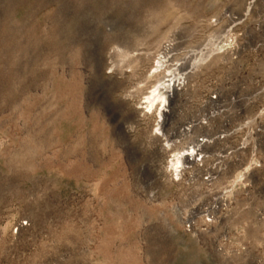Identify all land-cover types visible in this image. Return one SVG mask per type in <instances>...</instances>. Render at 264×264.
<instances>
[{
  "label": "rangeland",
  "instance_id": "374dc122",
  "mask_svg": "<svg viewBox=\"0 0 264 264\" xmlns=\"http://www.w3.org/2000/svg\"><path fill=\"white\" fill-rule=\"evenodd\" d=\"M0 264H264V0H0Z\"/></svg>",
  "mask_w": 264,
  "mask_h": 264
},
{
  "label": "built area",
  "instance_id": "2783aa9c",
  "mask_svg": "<svg viewBox=\"0 0 264 264\" xmlns=\"http://www.w3.org/2000/svg\"><path fill=\"white\" fill-rule=\"evenodd\" d=\"M217 96H212V100H216ZM208 140L205 137H200L195 140L193 145L189 147V150L184 152L182 155H176L181 159V163H178L177 166L174 164L171 166L175 175H180L188 169L195 168L202 169L207 176H213L220 173V168L218 164H213L211 166L206 165L205 154L203 153L202 145L207 143ZM176 159V157L174 158ZM194 168V169H195Z\"/></svg>",
  "mask_w": 264,
  "mask_h": 264
},
{
  "label": "bare ground",
  "instance_id": "6f19581e",
  "mask_svg": "<svg viewBox=\"0 0 264 264\" xmlns=\"http://www.w3.org/2000/svg\"><path fill=\"white\" fill-rule=\"evenodd\" d=\"M166 61L167 57L166 59L165 56L161 57L158 61V66H163ZM177 70L178 69H176V71L172 70L173 72L170 74L171 78H165L163 81H160L159 84L155 85L154 88L148 92L145 96L148 107L155 108L157 103H159V105L160 103L165 105L167 102L169 103V100L172 99V97H174L176 89H178V86L183 82V75L179 72V70ZM179 76L182 78H179ZM178 163H181V159L176 156L173 164L177 166Z\"/></svg>",
  "mask_w": 264,
  "mask_h": 264
}]
</instances>
